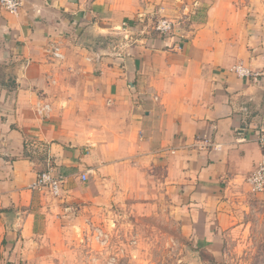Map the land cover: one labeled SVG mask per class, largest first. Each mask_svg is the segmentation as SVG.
Returning a JSON list of instances; mask_svg holds the SVG:
<instances>
[{
    "label": "crops",
    "instance_id": "0c3cea01",
    "mask_svg": "<svg viewBox=\"0 0 264 264\" xmlns=\"http://www.w3.org/2000/svg\"><path fill=\"white\" fill-rule=\"evenodd\" d=\"M241 12L223 0L0 7V263H19L42 235L69 226L54 215L61 200L28 189L48 162L67 176L64 194L84 183L81 172L130 185L145 171L171 195L196 250L222 247L264 153V74L231 70L255 62ZM161 16L180 20L174 33L153 29Z\"/></svg>",
    "mask_w": 264,
    "mask_h": 264
},
{
    "label": "rangeland",
    "instance_id": "374dc122",
    "mask_svg": "<svg viewBox=\"0 0 264 264\" xmlns=\"http://www.w3.org/2000/svg\"><path fill=\"white\" fill-rule=\"evenodd\" d=\"M223 3L241 9L236 21L242 19L254 39L249 49H255V62L250 57L252 65H247L264 74V0ZM142 174L135 177L139 185L134 179L130 185H114L108 176L96 183L94 174L87 182H75L66 194L64 186L59 195L47 192L61 200L63 211L54 215L69 226L62 235H42L41 246L27 250L15 264H264V196L246 191L237 203L236 227L226 231L222 247L198 251L180 232L169 192Z\"/></svg>",
    "mask_w": 264,
    "mask_h": 264
},
{
    "label": "built area",
    "instance_id": "2783aa9c",
    "mask_svg": "<svg viewBox=\"0 0 264 264\" xmlns=\"http://www.w3.org/2000/svg\"><path fill=\"white\" fill-rule=\"evenodd\" d=\"M21 6V0H0V7L5 11L16 14ZM180 24L179 19H171L161 16L153 23V29L162 35H169L175 32L177 25ZM51 55L54 58H62V54L57 46L52 47ZM238 77H247L252 80H257L263 75L260 71H251L248 67L242 64H237L231 69ZM260 142L264 141V135L261 134L257 137ZM203 146H213L219 149V144H214L209 140L201 141ZM81 181L87 180V172H81L79 174ZM246 183L249 186L250 192L264 196V153L256 167L245 178ZM67 182V176L59 173L48 162L45 169L37 173L36 178L28 185V189L31 191H47L50 195H59L64 184ZM103 236V234H102Z\"/></svg>",
    "mask_w": 264,
    "mask_h": 264
}]
</instances>
